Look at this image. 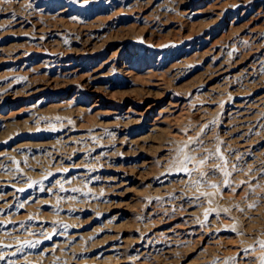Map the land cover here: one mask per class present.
Wrapping results in <instances>:
<instances>
[{
  "label": "rangeland",
  "instance_id": "1",
  "mask_svg": "<svg viewBox=\"0 0 264 264\" xmlns=\"http://www.w3.org/2000/svg\"><path fill=\"white\" fill-rule=\"evenodd\" d=\"M261 254L264 0H0V264Z\"/></svg>",
  "mask_w": 264,
  "mask_h": 264
},
{
  "label": "bare ground",
  "instance_id": "2",
  "mask_svg": "<svg viewBox=\"0 0 264 264\" xmlns=\"http://www.w3.org/2000/svg\"><path fill=\"white\" fill-rule=\"evenodd\" d=\"M182 12V11H181ZM79 24V23H78ZM81 27V26H80ZM46 29V28H45ZM43 31V30H42ZM184 37V36H183ZM202 52V51H201ZM162 68V67H161ZM251 84V83H250ZM206 99V98H205ZM170 104V103H169ZM257 104V103H256ZM260 108V107H259ZM173 112V111H172ZM153 123V122H152ZM155 123V122H154ZM117 136V135H116ZM243 150V149H242ZM257 153V152H256ZM259 155V154H258ZM122 182V181H121ZM191 218V217H190ZM215 222V221H214ZM196 231V230H195ZM193 232V231H192ZM192 234V233H191ZM201 234V233H200ZM178 235V234H177ZM215 236V235H214ZM183 237V236H182ZM204 237V236H203ZM208 237V236H207ZM155 238V237H154ZM162 239V238H161ZM176 240H178V239H176ZM190 240V239H189ZM216 240H217V238H216ZM175 241V240H174ZM173 241V242H174ZM143 246V245H142ZM152 249V248H151ZM232 249V248H231ZM236 249V248H235ZM234 250V249H233ZM159 252V251H158ZM230 255V257H232V258H234V260H237V261H239V259H238V253H236V252H230L229 253ZM262 255V257H261V261H260V263L259 264H264V254H261ZM206 264V263H205ZM214 264H218V262H217V260L215 261V263ZM219 264H221L220 262H219ZM227 264V263H226ZM229 264V263H228ZM246 264V263H245Z\"/></svg>",
  "mask_w": 264,
  "mask_h": 264
}]
</instances>
